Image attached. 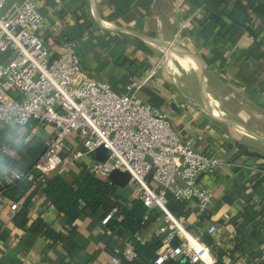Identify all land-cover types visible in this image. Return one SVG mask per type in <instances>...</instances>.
<instances>
[{"label": "crops", "instance_id": "obj_1", "mask_svg": "<svg viewBox=\"0 0 264 264\" xmlns=\"http://www.w3.org/2000/svg\"><path fill=\"white\" fill-rule=\"evenodd\" d=\"M40 13L52 57L75 44L88 76L157 110L193 149L228 163L200 178L213 206L202 213L190 201L180 220L194 234L217 226L206 233L215 263L264 264V0H42ZM51 132L36 122L0 125V187L19 173L23 147H46ZM92 161L66 162L54 176L70 185ZM121 192L137 199L132 185ZM102 219L101 211L64 217L39 184L18 200L0 196V264H110L129 239ZM165 233L161 218L141 237Z\"/></svg>", "mask_w": 264, "mask_h": 264}, {"label": "built area", "instance_id": "obj_2", "mask_svg": "<svg viewBox=\"0 0 264 264\" xmlns=\"http://www.w3.org/2000/svg\"><path fill=\"white\" fill-rule=\"evenodd\" d=\"M41 2L0 0V125L36 122L52 129L45 153L34 166L42 177L50 178L66 162L89 156L93 161L85 170L95 177L108 181L113 171L128 173L137 199L148 211L164 215L163 248L154 264L182 259L216 264L210 248L201 241V230L194 234L170 214L169 196L196 201L200 212H206L213 206L214 193L203 187L200 178L215 175L228 163L193 149L157 110L134 96L118 95L88 76L75 44L63 45L60 54L52 57L40 37L44 27ZM186 27L183 24L181 32ZM100 147L107 151L103 162L94 159ZM10 174L13 181L23 177L14 171ZM24 178L31 182L34 175ZM17 208L16 203L10 206L11 211ZM115 213L111 210L102 224H109ZM217 231L216 225L206 229L209 235ZM133 240L146 241L138 234ZM136 258L133 242L128 241L110 264Z\"/></svg>", "mask_w": 264, "mask_h": 264}, {"label": "trees", "instance_id": "obj_3", "mask_svg": "<svg viewBox=\"0 0 264 264\" xmlns=\"http://www.w3.org/2000/svg\"><path fill=\"white\" fill-rule=\"evenodd\" d=\"M23 148L25 152L17 163L20 170L19 174L23 177L8 185L1 186V197L18 200L30 188L31 184H39L43 187V191L51 201L53 208L67 218L73 217L80 211L89 214L101 211L102 218H104L111 210L115 209L116 213L110 222L127 235L129 241L133 242V247L137 253V258L133 262H123L122 264H154L156 257L162 252L161 241L165 234H157L144 243L134 241L133 237L136 234L143 236L149 228L164 218L162 212L158 210L148 211L139 199L129 198L121 192L122 189L113 187L103 178L91 175L84 168L70 185L65 184L55 176L42 177L34 172V166L45 153V145L38 142L32 147L26 145ZM30 174L34 175V180L31 182L24 178ZM168 210L178 220L187 219L191 214L188 202L176 201L170 196ZM205 216L206 213L201 214L199 221L205 220ZM39 226L40 224L37 223L34 228ZM58 238L62 239L61 237ZM201 241L208 247L213 242L206 233L202 234ZM174 244H179L178 240H175ZM165 264L191 263L182 259Z\"/></svg>", "mask_w": 264, "mask_h": 264}, {"label": "water", "instance_id": "obj_4", "mask_svg": "<svg viewBox=\"0 0 264 264\" xmlns=\"http://www.w3.org/2000/svg\"><path fill=\"white\" fill-rule=\"evenodd\" d=\"M107 158V151L104 147H100L95 151L94 159L99 162L105 161ZM131 177L128 173L113 171L109 177L108 182L116 188L124 189L130 184Z\"/></svg>", "mask_w": 264, "mask_h": 264}]
</instances>
